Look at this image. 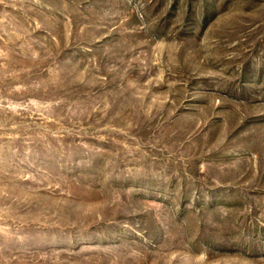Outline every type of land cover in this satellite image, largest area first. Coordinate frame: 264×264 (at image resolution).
<instances>
[{
	"label": "rangeland",
	"instance_id": "rangeland-1",
	"mask_svg": "<svg viewBox=\"0 0 264 264\" xmlns=\"http://www.w3.org/2000/svg\"><path fill=\"white\" fill-rule=\"evenodd\" d=\"M0 264H264V0H0Z\"/></svg>",
	"mask_w": 264,
	"mask_h": 264
}]
</instances>
